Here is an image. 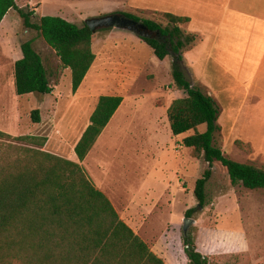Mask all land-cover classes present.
<instances>
[{"label":"rangeland","instance_id":"rangeland-1","mask_svg":"<svg viewBox=\"0 0 264 264\" xmlns=\"http://www.w3.org/2000/svg\"><path fill=\"white\" fill-rule=\"evenodd\" d=\"M171 2L84 0L79 6L92 13L114 8L133 10L142 18L166 25L167 20L155 10L175 13ZM26 3L27 0H18V6L31 11ZM62 4L47 1L32 21L39 22L42 15L63 17ZM84 15L79 17L86 21L87 14ZM181 27L184 30V24ZM107 34L104 29L97 31L96 59L87 85L85 79L80 91L73 93L71 71L62 67L36 30H26L16 10L10 11L0 24V130L13 136L46 137L43 150L78 161L75 146L98 98L122 96L123 105L81 162L120 217L166 264H189L183 232L186 218L194 219L188 233L209 264H264V189L233 186L226 168L216 161L207 183L206 201L201 206L194 189L209 164L203 158L192 157L191 149L181 144L193 131L170 137L163 125H154L170 103L184 95L173 85L174 58L169 55L160 60L142 36L128 28L113 27V35L106 37ZM30 39L49 70L51 94L20 97L11 87L20 45ZM188 48L183 50V61L179 63L186 78L212 96L219 107L218 122L224 133L216 132L215 143L236 161L264 167V122L256 118L261 111L242 112L235 131L242 140L228 144L238 113L228 104L229 94L236 90L230 76L233 70L217 56L201 57L190 70L185 58L190 54L186 53ZM36 109L41 118L37 123L31 118ZM199 130L205 131L206 126L201 125ZM238 142L244 146L241 148ZM190 209L195 211L188 217Z\"/></svg>","mask_w":264,"mask_h":264},{"label":"trees","instance_id":"trees-1","mask_svg":"<svg viewBox=\"0 0 264 264\" xmlns=\"http://www.w3.org/2000/svg\"><path fill=\"white\" fill-rule=\"evenodd\" d=\"M17 1L0 0V24L16 10L26 30H36L62 67L71 70L72 90L76 92L95 62L96 32L109 28L91 30L86 21L79 25L60 16H42L33 22L34 12L18 6ZM118 14L148 27L153 34L142 38L157 58H174L173 85L184 95L167 109L172 135L193 131L181 144L191 149L192 157L209 164L196 181L194 193L199 204L206 201V187L216 161L226 168L233 186L264 189V167L236 161L215 143L220 130L219 107L212 96L186 78L179 64L183 50L197 40V35L181 27L189 18L155 11L167 20L163 25L133 12ZM21 51L22 57L14 64L16 94H51L50 73L34 40L22 42ZM122 101L120 95L99 97L90 124L75 146L78 161L43 150L46 137L13 136L0 130V264H166L120 217L81 165ZM31 118L40 122V110H33ZM201 125L206 126L205 131L199 130ZM194 211L190 209L186 215L191 217ZM184 241L189 264H209L191 234H184Z\"/></svg>","mask_w":264,"mask_h":264},{"label":"crops","instance_id":"crops-1","mask_svg":"<svg viewBox=\"0 0 264 264\" xmlns=\"http://www.w3.org/2000/svg\"><path fill=\"white\" fill-rule=\"evenodd\" d=\"M47 1L63 3L64 5H61L64 8L62 18L79 25L84 20L79 16H83L84 14H87L86 18H92L118 14L119 12L135 13L133 10H121L118 8L109 11L99 10L93 13L91 11H83L79 3H82L84 0H37L36 2L27 0L26 5L30 8L31 12H34L33 16H36L39 8L43 7ZM171 5L175 8V11L173 10L175 13L173 14L189 18V22L184 24V30L187 33L197 35L196 42L186 50V53H190L188 58L185 55L189 69L191 70V67L196 64L195 62L201 57L203 58V56L208 58L217 56L218 58H222L223 62L225 61L230 64L228 67L230 71L233 70L230 76L234 78L236 90L229 94L231 101L228 104L233 110H237L238 113L232 125L230 142L226 141L228 144L233 145L236 140H242L240 135L235 134L242 112L252 110L261 111V117L257 116L256 118L264 122V0H172ZM176 9L181 11H176ZM104 30L108 32V36L106 37L113 35V28ZM95 36L93 42L94 52ZM19 54L20 56L13 63V75L11 78L13 91H15L14 64L22 57L21 45ZM92 67L85 77V85H87L86 83L92 72ZM225 70H227V67H225ZM192 71L195 74L194 70ZM77 91L79 92L80 88ZM72 92L76 93L74 91ZM237 102H239V105L236 104ZM123 103L124 99L117 111H119ZM167 109L163 116H160L154 121V125L156 127L163 125L171 137L172 131L168 120ZM166 116L167 119H165ZM113 117L104 131L113 120ZM89 124L90 121L87 123L86 128ZM217 124L220 131L224 133L222 125L218 121ZM224 137L226 140L225 134Z\"/></svg>","mask_w":264,"mask_h":264},{"label":"water","instance_id":"water-1","mask_svg":"<svg viewBox=\"0 0 264 264\" xmlns=\"http://www.w3.org/2000/svg\"><path fill=\"white\" fill-rule=\"evenodd\" d=\"M86 24L91 30L100 28L124 27L137 32L142 37L150 36L148 27L144 23L138 22L121 14H109L100 17L88 18L86 20ZM192 223H194V219H185L183 226V232L185 235L189 234L188 230Z\"/></svg>","mask_w":264,"mask_h":264},{"label":"flooded vegetation","instance_id":"flooded-vegetation-1","mask_svg":"<svg viewBox=\"0 0 264 264\" xmlns=\"http://www.w3.org/2000/svg\"><path fill=\"white\" fill-rule=\"evenodd\" d=\"M148 31H149V30H148ZM149 33H150V35L153 34V33H151L150 31H149Z\"/></svg>","mask_w":264,"mask_h":264}]
</instances>
